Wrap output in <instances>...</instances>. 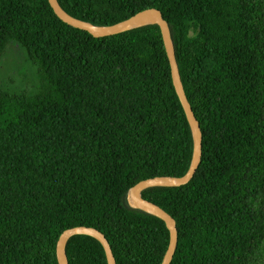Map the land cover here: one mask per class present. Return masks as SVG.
Instances as JSON below:
<instances>
[{"label": "trees", "instance_id": "1", "mask_svg": "<svg viewBox=\"0 0 264 264\" xmlns=\"http://www.w3.org/2000/svg\"><path fill=\"white\" fill-rule=\"evenodd\" d=\"M58 2L95 26L163 13L203 157L188 185L143 198L177 222L172 264H264V0ZM8 57L28 67L21 85H0V264H58L59 238L79 226L102 232L117 264H162L166 223L128 203L193 159L160 27L94 38L48 0H0V65ZM67 256L108 264L86 235Z\"/></svg>", "mask_w": 264, "mask_h": 264}, {"label": "water", "instance_id": "2", "mask_svg": "<svg viewBox=\"0 0 264 264\" xmlns=\"http://www.w3.org/2000/svg\"><path fill=\"white\" fill-rule=\"evenodd\" d=\"M56 16L68 26L89 33L94 38L116 36L143 26L157 25L161 34L171 68V76L176 94L183 107L189 125L191 127L194 151L190 170L183 177H154L139 182L128 193L129 205L137 210L153 215L163 220L170 231V244L164 256L162 264H172L178 247L179 233L176 220L164 209L143 198V192L149 188L170 187L177 188L188 185L197 174L203 157V133L193 108L188 100L179 70L176 51L172 39L169 23L165 20L160 10L150 8L143 10L131 18L111 26H95L68 14L58 0H48ZM79 235H86L97 239L104 247L108 264H117L112 247L106 236L96 228L79 226L66 230L58 240L56 255L58 264H69L67 247L70 240Z\"/></svg>", "mask_w": 264, "mask_h": 264}, {"label": "rangeland", "instance_id": "3", "mask_svg": "<svg viewBox=\"0 0 264 264\" xmlns=\"http://www.w3.org/2000/svg\"><path fill=\"white\" fill-rule=\"evenodd\" d=\"M26 67L28 65L23 59L6 58L0 65V85L9 83L10 79L14 81L15 85H21L23 76L26 75ZM28 74L32 78L31 72L28 71Z\"/></svg>", "mask_w": 264, "mask_h": 264}]
</instances>
